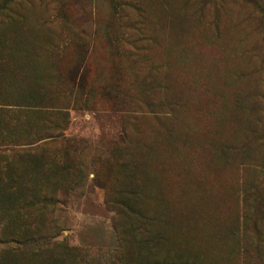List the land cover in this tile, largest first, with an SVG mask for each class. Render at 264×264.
<instances>
[{"label":"rangeland","instance_id":"rangeland-1","mask_svg":"<svg viewBox=\"0 0 264 264\" xmlns=\"http://www.w3.org/2000/svg\"><path fill=\"white\" fill-rule=\"evenodd\" d=\"M0 264H264V0H0Z\"/></svg>","mask_w":264,"mask_h":264},{"label":"trees","instance_id":"trees-1","mask_svg":"<svg viewBox=\"0 0 264 264\" xmlns=\"http://www.w3.org/2000/svg\"><path fill=\"white\" fill-rule=\"evenodd\" d=\"M121 193L123 195L121 197L122 199L119 198L116 202L118 206V212H120V214H126L130 212L136 214L138 218L148 219V221L150 220L149 217L144 215L142 208L139 205H136L137 203L135 202V200L140 197V193L135 189V187H131L129 190L124 192L122 191ZM124 194H126V197H124ZM131 197H133L134 199Z\"/></svg>","mask_w":264,"mask_h":264}]
</instances>
